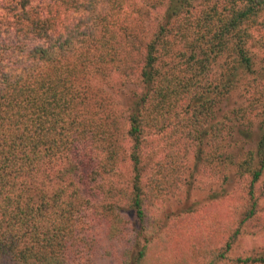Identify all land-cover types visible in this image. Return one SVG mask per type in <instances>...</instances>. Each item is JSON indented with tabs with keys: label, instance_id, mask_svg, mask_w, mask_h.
<instances>
[{
	"label": "trees",
	"instance_id": "16d2710c",
	"mask_svg": "<svg viewBox=\"0 0 264 264\" xmlns=\"http://www.w3.org/2000/svg\"><path fill=\"white\" fill-rule=\"evenodd\" d=\"M263 192L264 0H0V264H264Z\"/></svg>",
	"mask_w": 264,
	"mask_h": 264
},
{
	"label": "rangeland",
	"instance_id": "374dc122",
	"mask_svg": "<svg viewBox=\"0 0 264 264\" xmlns=\"http://www.w3.org/2000/svg\"><path fill=\"white\" fill-rule=\"evenodd\" d=\"M122 81L124 80H121L119 77H111L106 86L108 87L109 93L115 97L118 104L127 105L129 103L133 87L130 83L125 81V84H123ZM240 101V96L238 92H236L223 104V109L236 106L240 103ZM248 147L249 145H244V148ZM208 189V184L202 182L195 184L192 191H181L178 196L159 204L154 208L150 215V223L162 220L161 225H163L166 221V217L169 218L167 221L170 223L171 219L173 220L175 218L174 214L182 211V207L185 203L192 204L193 202H199L196 216L201 215L204 220H210L214 224L218 223L221 215L231 221L234 217L236 203L223 201L211 204L207 195ZM258 215L260 218L258 223L259 226H257L258 228H253L250 225L244 228V235L236 244L234 254L249 255L252 254V252L264 247V192L259 196ZM165 230H167V228H164L163 231ZM120 259L121 257L118 256V260Z\"/></svg>",
	"mask_w": 264,
	"mask_h": 264
}]
</instances>
